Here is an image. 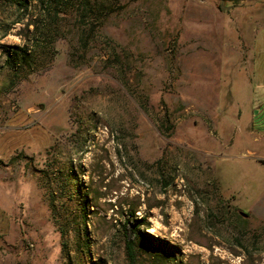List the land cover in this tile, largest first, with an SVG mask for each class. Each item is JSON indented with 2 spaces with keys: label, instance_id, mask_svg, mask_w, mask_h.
<instances>
[{
  "label": "rangeland",
  "instance_id": "1",
  "mask_svg": "<svg viewBox=\"0 0 264 264\" xmlns=\"http://www.w3.org/2000/svg\"><path fill=\"white\" fill-rule=\"evenodd\" d=\"M222 1L122 0L8 90L27 20L0 0V264H130L140 218L137 264H264V0Z\"/></svg>",
  "mask_w": 264,
  "mask_h": 264
},
{
  "label": "trees",
  "instance_id": "2",
  "mask_svg": "<svg viewBox=\"0 0 264 264\" xmlns=\"http://www.w3.org/2000/svg\"><path fill=\"white\" fill-rule=\"evenodd\" d=\"M3 1L14 5L18 12L21 13L19 18L15 20V23L27 20L26 42L22 45L4 46L6 54L5 66H7L10 75L8 90H12L31 73L40 71L51 65L56 54L55 43L58 38L65 37L71 30H76L79 33L80 41L86 43L88 41L85 37L95 34L109 16L124 7L122 0ZM240 1L234 0L236 3ZM69 16L74 17L76 21L73 22L72 29L70 30L64 24V21ZM56 148L57 145H54L48 153L52 154L56 151ZM260 161L264 164V159ZM67 166L55 170V177L58 175V178L62 179V186L65 190L64 194H67V190H70V193H72L75 186L72 183L76 178L74 169ZM48 167H55L53 161L48 163ZM48 170L44 169V175L42 176V179H46L44 186H47V183H51ZM56 197V192L52 190L50 192V201L54 211H56ZM145 224L148 225L146 218L135 219L134 221L128 219L124 223L125 245L130 264L138 263L139 242L140 239L142 240L141 225ZM60 231L64 235L67 230L62 226Z\"/></svg>",
  "mask_w": 264,
  "mask_h": 264
},
{
  "label": "crops",
  "instance_id": "3",
  "mask_svg": "<svg viewBox=\"0 0 264 264\" xmlns=\"http://www.w3.org/2000/svg\"><path fill=\"white\" fill-rule=\"evenodd\" d=\"M248 128L252 134L258 136V139H264V101L254 108L252 120Z\"/></svg>",
  "mask_w": 264,
  "mask_h": 264
},
{
  "label": "water",
  "instance_id": "4",
  "mask_svg": "<svg viewBox=\"0 0 264 264\" xmlns=\"http://www.w3.org/2000/svg\"><path fill=\"white\" fill-rule=\"evenodd\" d=\"M221 8H222L223 10H229V9L232 8V6H231V5H226V4H225V0H223V1L221 2Z\"/></svg>",
  "mask_w": 264,
  "mask_h": 264
}]
</instances>
